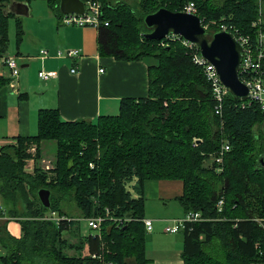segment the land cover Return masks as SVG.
<instances>
[{
  "label": "trees",
  "instance_id": "trees-1",
  "mask_svg": "<svg viewBox=\"0 0 264 264\" xmlns=\"http://www.w3.org/2000/svg\"><path fill=\"white\" fill-rule=\"evenodd\" d=\"M32 1L0 0V57L7 52L8 21L14 16L8 8ZM45 1L61 19L60 0ZM100 1V55L117 60L157 58L150 67L149 94L123 98L118 114L101 115L95 122L68 121L58 108L41 109L36 134L18 137L17 146L0 148V198L5 207L0 217L17 220L22 230L16 237L8 229L9 220L0 219V244L5 250L0 264H101L90 255H78L85 246L118 264H148L146 227L141 221L143 188L147 180L158 179L181 180L183 194L177 199L186 213L199 211L203 216L182 229L185 264L264 261V166L259 164L264 136L262 127L256 130L264 119L260 105L228 94L217 113L211 85L193 62V50L179 39L162 45V40L145 37L147 14L161 7L182 10L188 0H139L138 10L124 1ZM195 3L201 17L223 20L254 37L258 0ZM19 32L21 40L22 26ZM9 82L0 76V92ZM43 139L59 142L51 179L39 167L34 175L24 170L30 143ZM225 144L230 150L223 152ZM41 188L51 190V208L42 205ZM66 200L74 201L84 217L108 207L115 216L140 220L121 226L107 221L103 240L91 233L83 236L80 221L43 219L49 211L70 217ZM65 231L78 240L71 243ZM66 248L77 254L67 253Z\"/></svg>",
  "mask_w": 264,
  "mask_h": 264
},
{
  "label": "crops",
  "instance_id": "crops-1",
  "mask_svg": "<svg viewBox=\"0 0 264 264\" xmlns=\"http://www.w3.org/2000/svg\"><path fill=\"white\" fill-rule=\"evenodd\" d=\"M20 5L13 3L10 6L14 16L32 15V2L24 7ZM49 9V19L47 16L41 18L43 22L47 19L44 30L48 32H34L26 36L31 41L34 39L36 54H29L25 52L27 50L17 54L20 66L17 88L7 84L0 92V148L18 137L36 134L41 109L58 108L60 116L68 121L86 119L95 122L101 115L118 114L123 98L138 99L149 94L150 67L157 64V58L117 60L111 56H101L98 50V26L66 25L50 7ZM44 33L49 36L46 37ZM44 49L48 50L47 55L41 52ZM72 49H78L79 56H67L66 53ZM3 66L11 72L4 63ZM73 68L76 69L75 72L72 71ZM100 68L104 72H100ZM8 70H3L0 74L9 78ZM39 70L56 71L57 75L47 81L38 76L40 81H33L34 74ZM27 71H30L28 79ZM143 189L145 201L148 199L150 205L167 209H148L152 216L147 218L153 224V230L146 231L145 235V256L148 264H185L183 232L165 231L166 226L186 214L184 206L177 199L183 194L182 181L147 180ZM172 201L179 204L175 212L168 209ZM4 208L0 198V209ZM67 214L72 220L80 221V234H90L81 209L75 208L72 212L69 210ZM3 218L9 220L7 215ZM12 223H15L14 227ZM261 223L264 228V221ZM8 229L16 237L22 234L21 225L15 219L9 220ZM86 248L89 255L87 246L82 251ZM1 250L3 254L5 250L2 246ZM251 264H264V261Z\"/></svg>",
  "mask_w": 264,
  "mask_h": 264
},
{
  "label": "built area",
  "instance_id": "built-area-1",
  "mask_svg": "<svg viewBox=\"0 0 264 264\" xmlns=\"http://www.w3.org/2000/svg\"><path fill=\"white\" fill-rule=\"evenodd\" d=\"M86 12L84 14L70 13L63 14L61 17V22L66 25H95L99 26L101 24V15H102V4L100 0H84ZM259 2V15L257 19L252 22V26L256 29L254 37L251 34L241 33L237 28H235L232 24H228L223 22V20L216 19H208L206 17H201L199 7L195 6L194 3H188L183 6V11L188 13H195L201 17L203 27L214 33L219 30H225L232 32L234 36L240 41L243 45V58L240 67V78L241 80L249 87V98L248 102H256L260 105L261 109L264 112V7L263 0H258ZM108 24V22H105ZM175 39H179L183 41V43L193 50V62L200 66L203 69L204 75L212 88V94L217 103L216 112L220 113L222 110L223 103L225 98L229 94L224 87L223 83L220 80L214 66L202 56L200 49L197 45L191 44L184 40L183 38L176 35H168L161 41L162 45H165V41H174ZM44 55L48 54V50L44 49L41 51ZM80 51L78 49L69 50L66 55L67 56H79ZM60 55H63L60 53ZM3 60V63L8 66L11 70V78L10 81L11 87L15 88L14 80L19 77L20 74V66L18 63L17 56H7L6 54L0 57V60ZM73 72L76 71L75 68L72 69ZM100 72H104L103 68H100ZM57 75L56 71H45L40 70L39 77L47 81L52 77ZM230 150V146L225 144L223 146V152ZM217 162H222L221 155L218 157ZM220 171L221 168H218ZM223 204V200L219 202V206L221 207ZM50 215L43 216V219L53 220L56 222L61 221L62 219L71 220L70 217H65L60 215L56 211H49ZM140 220V218H134L129 215L124 216H115L112 213V210L108 207L105 208L103 213L94 216L84 217V221L89 229V232L93 237H98L100 240H103V227L107 221H112V223L117 226L126 225L128 222L132 220ZM203 219L202 214L198 211L187 212L184 217L180 219H175L173 224L166 226L165 231L169 233H176L182 231L183 227L187 222L199 221ZM82 220V219H81ZM141 221L144 223L147 232H151L153 230L152 221L146 217H142ZM111 223V222H110ZM102 245H104L102 243ZM90 256L95 259H99L101 264H118L116 261L105 259L102 254L90 253Z\"/></svg>",
  "mask_w": 264,
  "mask_h": 264
},
{
  "label": "water",
  "instance_id": "water-1",
  "mask_svg": "<svg viewBox=\"0 0 264 264\" xmlns=\"http://www.w3.org/2000/svg\"><path fill=\"white\" fill-rule=\"evenodd\" d=\"M59 7L63 14L86 12L84 0H60ZM11 11L9 8L8 13ZM14 11L17 10L14 8ZM144 22L148 28L145 33L148 39L163 40L172 34L197 45L202 56L214 66L227 92L237 100L249 98V87L240 78L243 45L232 32L219 30L211 33L203 27L199 15L167 7L147 14ZM262 132L264 136V119ZM259 164L264 166V153L260 155ZM38 196L46 209L51 208V190L41 188L38 190Z\"/></svg>",
  "mask_w": 264,
  "mask_h": 264
},
{
  "label": "rangeland",
  "instance_id": "rangeland-1",
  "mask_svg": "<svg viewBox=\"0 0 264 264\" xmlns=\"http://www.w3.org/2000/svg\"><path fill=\"white\" fill-rule=\"evenodd\" d=\"M34 1V2H33ZM32 1V15L31 16H23V17H17V16H11L9 18L8 21V25H9V33H8V38H9V45L7 48V52L6 55L7 56H17V54H20L22 51L28 52L29 54H36L35 52V48H34V39L29 40L26 38V36L31 35L34 32H48L46 30H44L45 28V21L47 19H49L48 14H49V6L48 3L45 0H33ZM118 1H124L126 3H130L132 4L134 7L137 8V10L139 9L140 5L139 0H116L115 2ZM188 3H195V0H188L184 3L188 4ZM42 16H47V19L43 22L41 20ZM22 26V29L24 31L23 33V38L20 40L19 39V35H20V28ZM46 35V37H48V33H44ZM170 41H165V44L168 45ZM23 45H26V47H24ZM18 57V56H17ZM149 57H153V56H146L145 58H149ZM25 69V68H24ZM5 71L7 72V68H5V66H3V60H0V73H2L1 71ZM27 70V67H26ZM9 71V70H8ZM29 72H26V78H29ZM39 72H36L34 74V78L33 81H35L36 79L39 80L38 76H39ZM0 76H3L0 74ZM9 79L10 81H12L13 79L11 78V72L9 71ZM40 81V80H39ZM14 84H15V88H17L18 86V78L14 80ZM9 86H11L10 82L8 83ZM261 128L262 127V123L261 126H256V130L257 128ZM18 140L13 141L12 143H8L6 145H13V146H17ZM59 148V142L57 139H43L41 140L39 143L38 142H33L30 143L29 147H28V154L29 157L26 159V163H25V167L24 170L26 173L28 174H35V169L36 167H39L43 172H46L49 179H51V177H53L55 174L54 173V169L56 167V156H57V150ZM38 149L41 150V155L40 157H38ZM160 205V204H159ZM155 207L157 208L159 211H167V209H165L162 206L156 207V206H152L150 205V200H146L145 201V208H144V214L146 215L145 217L150 218V216H152V214H150V212H148V209ZM64 208L67 209V211L72 212L75 208L78 209L76 207V204L74 201L71 200H66L65 201V205ZM179 208V204L176 201H172L170 207L168 208L169 211L171 212H175L177 209ZM165 213V212H164ZM50 213L48 212L46 216H49ZM6 217V216H5ZM1 220L5 221L6 218L0 217ZM15 226V223H12V227ZM86 227V226H85ZM82 230H84V228H82ZM87 230L89 231L88 227ZM64 236L66 238L69 239V241L72 243H75L78 239L75 237L71 236V233L65 231L64 232ZM65 251L69 254L76 253V250L74 249H69L66 248ZM3 252V250H1V244H0V254ZM78 255H88V249L86 248L84 251L79 252ZM133 264V263H131Z\"/></svg>",
  "mask_w": 264,
  "mask_h": 264
}]
</instances>
